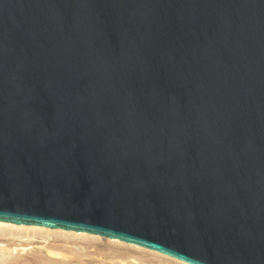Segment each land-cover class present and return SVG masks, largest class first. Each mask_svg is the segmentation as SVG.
<instances>
[{"label": "water", "instance_id": "1", "mask_svg": "<svg viewBox=\"0 0 264 264\" xmlns=\"http://www.w3.org/2000/svg\"><path fill=\"white\" fill-rule=\"evenodd\" d=\"M0 225L264 264V0H0Z\"/></svg>", "mask_w": 264, "mask_h": 264}, {"label": "bare ground", "instance_id": "2", "mask_svg": "<svg viewBox=\"0 0 264 264\" xmlns=\"http://www.w3.org/2000/svg\"><path fill=\"white\" fill-rule=\"evenodd\" d=\"M1 243L2 244L3 243L4 244L5 243L10 244V245L17 247V248L18 247L23 248V247H27V246L33 247V245H37V246L40 245V248L39 249L35 248L36 249L35 251H32L31 253H27V254L25 253L26 255H24V256H19V257H17L18 255L17 256H13V255L7 256L5 254H1V252L4 253L3 250L7 247V245H6V247L3 248V245H4L3 244L0 246V264H39L41 262L46 261V258H54V257L58 256V254L61 255V253H58V252H60V251L64 252V251H66L67 248H69V249L76 248L79 250L80 247H83V248L87 247V248H91V249L94 248L96 251H98L99 254L104 253L103 254L104 256H108V255L114 256V257L121 259L123 261L124 260L126 261L129 257H132L135 254L132 251H128L129 247H125L122 245L111 243V242L107 241L106 239H102V238H94V237H86V236H79V235L40 231V230H33V229L17 228V227L4 226V225H0V244ZM68 246H70L72 248H70ZM32 250H33V248H32ZM85 252L87 253V251H85ZM93 252L94 251H92V253ZM75 253H76V251H75ZM81 254H80V256H83ZM90 254L87 256H90ZM60 255L58 257H60ZM151 255H152V257H155V258L158 257L157 260L163 258L166 261H169L171 264L172 263L184 264V263L179 262L177 260H171V259H167V258L160 257L157 255H153V254H151ZM83 257H85V255ZM74 258L76 260L77 256L76 257L74 256ZM82 259L84 260V258H82ZM102 260H105V258ZM76 261H79V260H76ZM87 261H85V262L87 263ZM47 262H48V260H47ZM61 263L62 262H60V264ZM68 263H70V262H68ZM89 263H91V262H89ZM48 264H49V262H48ZM96 264H98V263H96ZM167 264H168V262H167Z\"/></svg>", "mask_w": 264, "mask_h": 264}, {"label": "rangeland", "instance_id": "3", "mask_svg": "<svg viewBox=\"0 0 264 264\" xmlns=\"http://www.w3.org/2000/svg\"><path fill=\"white\" fill-rule=\"evenodd\" d=\"M4 244V243H3ZM2 243L0 244V246L1 245H3ZM5 245V246H4ZM3 245V248L4 247H6V245H7V247L3 250L4 251V253H2L1 252V254H5V255H7V256H9V255H13V256H17V257H19V256H24V255H26L27 253H31L32 251H35L36 249L35 248H37V249H39L40 248V245H33V247L32 246H27V247H23V248H21V247H14V246H12V245H10V244H4ZM9 247V248H8ZM68 247H70V246H68ZM12 250H11V249ZM31 248V249H30ZM32 248H33V250H32ZM70 248H72V247H70ZM83 247H80V251L78 250V249H76V248H73V249H69V248H67L66 249V251H60V252H58V253H61V255L60 254H58V256L60 255V257H58V256H56V257H54V258H46V261H44V262H41L42 264H48V262H49V264H60V262H62L61 264H85L86 262L85 261H87V263L86 264H96V263H98V264H167V262H168V264H171L169 261H166L165 259H158L157 260V258H155V257H152V255L151 254H149V253H146V252H142V251H139V250H133V249H131V248H129L128 249V251H132L133 253H135L134 254V256H132V257H129L126 261L124 260H121V259H118V258H116V257H114V256H110V255H108V256H104L103 254L104 253H98V251H96L94 248H83ZM20 249V250H19ZM22 249V250H21ZM24 249V250H23ZM75 249V250H74ZM89 249V250H88ZM9 250V251H8ZM14 250V251H13ZM16 250V251H15ZM75 251H76V253H75ZM78 251V252H77ZM84 253H83V252ZM85 251H87V253L85 252ZM92 251H94L93 253H92ZM14 252V253H13ZM72 252V253H71ZM139 252V253H138ZM8 253V254H7ZM10 253V254H9ZM26 253V254H25ZM82 253V254H81ZM91 253V254H90ZM95 253V254H94ZM64 254V255H63ZM80 254L81 255H85V257H83V256H80ZM90 254V256H87V255H89ZM97 254V255H96ZM94 255V256H93ZM136 255V256H135ZM74 256L76 257L77 256V258H76V260H79V261H76L75 260V258H74ZM145 257V258H144ZM82 258H84V260L82 259ZM91 258V259H90ZM94 260H93V259ZM105 258V260H102V259H104ZM131 258V259H130ZM154 258V259H153ZM68 259V260H67ZM72 259V260H71ZM47 260H48V262H47ZM153 260V261H152ZM160 260V261H159ZM164 260V261H163ZM52 261V262H51ZM98 261V262H97ZM146 261V262H145ZM157 261V262H156ZM57 262V263H56ZM68 262H70V263H68ZM89 262H91V263H89ZM148 262V263H147ZM41 263H39V264H41ZM172 264H174V263H172Z\"/></svg>", "mask_w": 264, "mask_h": 264}]
</instances>
